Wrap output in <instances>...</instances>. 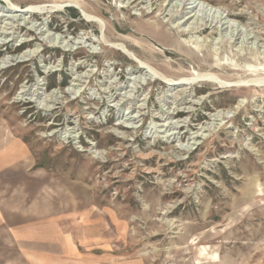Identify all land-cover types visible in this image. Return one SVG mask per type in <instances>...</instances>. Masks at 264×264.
<instances>
[{
    "label": "rangeland",
    "instance_id": "374dc122",
    "mask_svg": "<svg viewBox=\"0 0 264 264\" xmlns=\"http://www.w3.org/2000/svg\"><path fill=\"white\" fill-rule=\"evenodd\" d=\"M6 1L0 264H264V0H194L228 22L195 36L168 0Z\"/></svg>",
    "mask_w": 264,
    "mask_h": 264
},
{
    "label": "bare ground",
    "instance_id": "6f19581e",
    "mask_svg": "<svg viewBox=\"0 0 264 264\" xmlns=\"http://www.w3.org/2000/svg\"><path fill=\"white\" fill-rule=\"evenodd\" d=\"M135 1L136 0H127L126 3L124 2V4H132ZM6 2H8V5L5 6V4H4V5H2V8L4 10H7V11L13 13L14 14L13 16H15V17L19 16V15L26 16L27 14H31V13L37 14V13L50 12L48 10L45 11L47 4H44V5L40 4L42 6H37L35 4H31V5H28L26 7H23V6H20L19 4H16L12 0H7ZM174 2H175V4H174ZM59 5L63 6L62 4H57L55 6H52V8L53 9L54 8H60ZM78 7L82 10V12L85 13V15L88 17V19L90 21L99 20V19H97V18H99L98 16L91 14V12L87 11L82 6H78ZM167 7H166L167 8L166 9V16H167L168 20H166V21L171 22L172 27L175 28V30H176V33L181 34V35H183V34L184 35L185 34L190 35L191 34V35L195 36V35H202L205 32H208V34L210 35V34H213L215 31H217L219 28L223 30L225 24L228 23L227 21H225L227 18V15L224 16L223 14H221V15L216 14L217 16L210 17V15L208 14V12L210 10L208 11L206 7H204L200 3H196V1H194V0H168ZM249 8H251V7H249ZM227 28H228V26L225 29H227ZM239 31L240 30H238L236 34L235 33L233 34V37L236 36L233 39L234 41L236 39H239V36L237 37V35H239ZM118 43L119 42H117V44ZM198 43H199V41H198ZM118 45L123 50H125L127 53H130V55L132 54L133 58H137L138 60H140V66L139 67H140V69H146L147 75H149V70H147V67L149 68V66H150L152 69L155 68L154 66L150 65L148 62L143 61L125 43H121V44L119 43ZM5 63H6L5 59L0 61V67H3V65ZM153 74L155 75L154 72H153ZM164 75L165 74H163V76ZM198 78L206 80V81L218 83L223 87L232 85V84H227L221 78H220L221 82H219L218 81L219 78L216 75L211 74V73H204L203 75H200ZM186 79H189V80H186ZM190 79H191V77L190 78L187 77V78L176 79V78H173V77H170L167 75L162 81L166 82L169 86L174 88L177 86L192 84L194 81H192ZM195 79H196V77H195ZM263 80H264V78L252 79L250 82L262 83V82H264ZM225 117H227V116L220 111L216 112V113H212V114H210L209 122H206V125L201 126V128L199 130H201V131L202 130L203 131L211 130V128L213 126L218 124V121L221 120V118H225ZM199 130H197L196 132H193L192 135H190L189 143H192L193 145L199 144V142L197 141V138L201 135ZM70 135L68 134V136H70ZM191 175H192L191 172L186 171V177H190ZM192 186H193V184H192Z\"/></svg>",
    "mask_w": 264,
    "mask_h": 264
}]
</instances>
